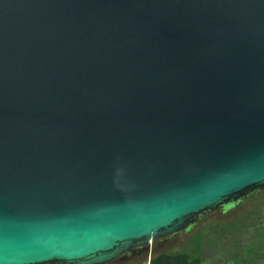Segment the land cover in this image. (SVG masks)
I'll return each instance as SVG.
<instances>
[{
    "label": "water",
    "instance_id": "obj_1",
    "mask_svg": "<svg viewBox=\"0 0 264 264\" xmlns=\"http://www.w3.org/2000/svg\"><path fill=\"white\" fill-rule=\"evenodd\" d=\"M264 187V0H0V264H106Z\"/></svg>",
    "mask_w": 264,
    "mask_h": 264
},
{
    "label": "rangeland",
    "instance_id": "obj_2",
    "mask_svg": "<svg viewBox=\"0 0 264 264\" xmlns=\"http://www.w3.org/2000/svg\"><path fill=\"white\" fill-rule=\"evenodd\" d=\"M236 204L208 210L193 226L155 240L153 252H199L203 264H264V187Z\"/></svg>",
    "mask_w": 264,
    "mask_h": 264
},
{
    "label": "trees",
    "instance_id": "obj_3",
    "mask_svg": "<svg viewBox=\"0 0 264 264\" xmlns=\"http://www.w3.org/2000/svg\"><path fill=\"white\" fill-rule=\"evenodd\" d=\"M256 195L257 194L253 195L252 198L256 197ZM193 225L194 224H192V226ZM149 264H203V258L199 252L190 253L186 251H182V252L155 251L151 257Z\"/></svg>",
    "mask_w": 264,
    "mask_h": 264
},
{
    "label": "flooded vegetation",
    "instance_id": "obj_4",
    "mask_svg": "<svg viewBox=\"0 0 264 264\" xmlns=\"http://www.w3.org/2000/svg\"><path fill=\"white\" fill-rule=\"evenodd\" d=\"M153 253V250L149 252L148 250L137 249L106 264H147V262L150 263Z\"/></svg>",
    "mask_w": 264,
    "mask_h": 264
}]
</instances>
